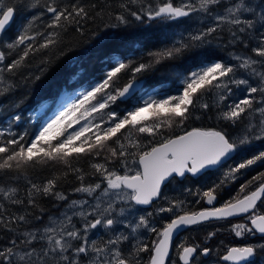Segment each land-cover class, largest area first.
Wrapping results in <instances>:
<instances>
[{
    "label": "snow or ice",
    "instance_id": "1",
    "mask_svg": "<svg viewBox=\"0 0 264 264\" xmlns=\"http://www.w3.org/2000/svg\"><path fill=\"white\" fill-rule=\"evenodd\" d=\"M130 5H137V10ZM119 7L123 11L114 16L117 23L106 27L127 26L130 16L140 22H161L167 29L183 24L185 30H165L163 41L171 40V46L148 50L139 60L108 55L99 74L73 73L62 93L58 90L59 100L40 106L42 113L47 110L51 115L32 134L11 131L13 123L21 122L20 114L9 121L7 133L0 131V197L30 208L38 207L40 197L68 201L60 217H48L43 227L26 230L0 248V264H144L143 253L150 254L147 264H165L174 233L236 216L247 221L233 225L237 237L259 234L264 238V212L257 207L258 202L264 203V182L221 207L198 212L185 210L183 201H168V207L157 210L172 214L162 230L151 224L152 212L139 216L135 223L122 219L133 206L167 199L162 190L176 177L227 168L219 183L202 193L201 198L212 205L218 188L234 181L242 170L264 166V150L257 153L254 148L260 142L264 149V0L259 4L251 0H121ZM104 12L96 3L79 0L68 4L0 0V100L16 92L18 78L24 84L40 81L54 59L70 47L66 42L69 30L83 36L85 22L103 19ZM193 19L202 27L189 30ZM14 20L16 31L9 36L7 30ZM93 36H99L100 46L111 38L99 32ZM229 46L249 49L251 55L231 54L234 63H230L217 53L218 48ZM185 56L181 70L168 65L176 77L175 87L167 93L146 90L147 73ZM31 58L39 60L36 73L31 71ZM118 102L127 105L123 111ZM212 109L222 128L185 127ZM141 137L148 138L147 142ZM237 159L233 166L231 162ZM81 162L89 164L91 171L79 167ZM117 162L118 168L110 167ZM47 169L60 174L39 183L32 179L33 173ZM70 174L80 182L72 192L79 199L69 200L58 188L61 177L67 179ZM88 175L98 179L85 183ZM21 179L28 185L26 199L20 198L18 186H8ZM262 179L264 173L254 177ZM251 183L242 185L240 193ZM5 212L0 203V227L8 232L28 223V214L7 216ZM36 219L44 218L38 215ZM121 224L128 234L117 231ZM99 229L113 235L106 240L90 239ZM141 229L157 234L151 247L137 235ZM215 235L211 232L209 238ZM126 243L127 254L121 247ZM179 248L183 264H197V255L206 257L212 251L198 244ZM258 251H264V244L231 247L222 259L230 264H254Z\"/></svg>",
    "mask_w": 264,
    "mask_h": 264
},
{
    "label": "trees",
    "instance_id": "2",
    "mask_svg": "<svg viewBox=\"0 0 264 264\" xmlns=\"http://www.w3.org/2000/svg\"><path fill=\"white\" fill-rule=\"evenodd\" d=\"M178 1V0H177ZM261 2V0H258ZM62 4H68L73 2V0H59ZM82 4H92L96 3L99 7L104 8V18L96 19L85 22L84 25V35L81 36L79 33L69 30L68 35L66 36V42L70 44V47L65 48V54L54 59L52 65L48 68V71L42 76L40 81L29 82L24 84L17 79V90L11 97H5L3 100H0V104L3 105L0 108V131H5L9 129V121L16 114H20L22 119L19 124L13 123L11 125V131L16 132L18 135L27 130L29 133L32 132L35 125L38 123L39 117H36L40 112V106L45 102L50 105L53 104V99L56 101L59 98L58 90L62 93L63 85L67 82L69 77L73 73H80L82 76L88 77L93 74H99V70L102 68L103 64L106 63L108 55L120 56L124 59L131 57L139 60L148 50L156 51L164 47L165 44L171 46L172 41H163V33L165 30L181 32L185 30V26L182 24L178 29H167L166 24H162L158 21L144 22L136 21L134 18L128 16V13H124L128 16V25H120L116 28H108L106 25L117 23L114 19V16L120 14L123 10L119 7L121 0H79ZM111 5V7H106L105 5ZM132 10H137V5H130ZM111 13V15H109ZM47 19V17H45ZM175 23V22H173ZM16 21L14 20L11 28L8 30V35L13 36L16 31ZM197 27H202L200 23H193L189 30H195ZM99 32L100 35L110 34V39L105 41L102 46L97 44L99 36H93L94 33ZM178 38V37H177ZM248 53L251 55L249 49H244L241 46L233 47H221L217 49L218 55L222 56L226 61L232 63L230 60L231 54L239 53L244 54ZM123 54V55H121ZM32 59V69L33 73L39 71L37 65L39 60L37 58ZM187 56L183 59L177 61H168L156 66L154 71L147 73L144 77V87L148 92L153 91V89H159L161 93H167L170 88L175 87L173 81L176 79L173 69L168 67V65H176V70H181V67ZM70 91L78 89H69ZM23 101L19 103V101ZM18 103V106H12V103ZM211 104L212 101L209 100ZM119 104V102H118ZM127 105L119 104V109H123ZM199 114V113H197ZM37 119V120H36ZM185 127L190 130L191 127H202V128H222L223 125L216 119V110L212 109L209 113L205 114L199 120H190L186 123ZM180 130H177L179 132ZM229 131H231L229 129ZM144 142H147L146 137H141ZM100 162H103L102 160ZM79 167L84 168L85 172H90V165L84 162H81ZM110 167H119L118 162ZM59 170H41L39 172L32 174V179L39 183L47 178H50L52 175H59ZM260 175V174H258ZM200 178V177H199ZM98 177H93L88 175L85 177V183L95 182ZM189 182H193V179H188ZM201 181V180H200ZM197 184V188H194V191H188L183 188V183L175 180L174 186L181 185V188L184 189L180 195H166L167 199L164 200V207H168V201L180 200L184 202L185 210L189 212H198L202 211L204 207V200L206 198H201L202 193L207 191L209 188H205L203 184ZM264 182V179L261 180ZM79 181L75 176L69 175L67 179H63L58 182V188L60 191L69 195V200L71 198L73 189L79 185ZM191 185V183H189ZM8 186H18L20 190V198L26 199V189L28 185L26 182L21 179L18 184L16 182H9ZM203 187V188H200ZM190 192V193H189ZM199 193V194H198ZM221 201V197H219ZM242 196V194L240 195ZM237 197V196H235ZM195 200V201H194ZM228 200V199H226ZM218 201V202H219ZM53 199L52 197H40L37 200L38 207L30 208L26 204L23 206L13 205L8 201H4L0 197V203L5 205L7 216L11 215H27L28 223H21L20 226L16 229L15 232H8L3 227H0V248L9 246V241L13 238H16L20 233L31 230L34 228L40 227L44 220L53 214L61 203ZM226 203V202H224ZM263 205L259 202L257 204L258 209ZM216 207H221L217 205ZM40 208H43L44 211L41 213ZM38 215L43 216V220H37ZM235 220L231 221H213L205 223L203 225H198L183 232V241L182 244L192 245L198 244L201 248L203 245L208 246L210 242L206 239H209V233L215 232L216 235L213 237L215 242L218 241L221 247H218V251L222 248L227 249L233 246H238L234 243L232 239L227 238V236L232 232L234 223L239 222ZM157 237V235H156ZM157 239V238H156ZM197 239V240H196ZM239 239V238H238ZM196 240V242H194ZM212 242V243H215ZM211 243V244H212ZM145 254L142 256L147 261ZM259 257V255L257 256Z\"/></svg>",
    "mask_w": 264,
    "mask_h": 264
},
{
    "label": "flooded vegetation",
    "instance_id": "3",
    "mask_svg": "<svg viewBox=\"0 0 264 264\" xmlns=\"http://www.w3.org/2000/svg\"><path fill=\"white\" fill-rule=\"evenodd\" d=\"M255 145H257V144H255ZM255 145H254V148H255L256 152L258 153L261 148L255 147ZM250 155L251 154H249L248 158H250ZM231 163L234 166L235 163H238V159L236 161L231 162ZM225 171H227V168H222L219 171L208 172L207 175H202V176H200V178L198 177L196 179H193V182L188 181V179H190V178L192 179V177H190L189 175H187L186 178H183V180H181V181H179L175 178L171 183H168L166 185V187L162 190V194H163V196H166L169 194H171V195L173 194V195L178 196L181 194L180 193L181 189H182L181 185L174 186L175 180L183 183V188L185 190H188V191H191V190L194 191V188H197L196 186L200 180H201L200 183L203 184L205 186V188H210V187L214 186L215 184L219 183V181L223 177V174ZM260 173H264V166H261L258 164L256 166H253V167L247 169V170H242V173L238 174L237 178L234 181L229 182L226 185H223L220 188H218L216 193H218L219 197H221V201H219V198L217 196L215 207L217 205L223 206L224 202H227V201L234 199V198H239L241 194L244 195V194H247L248 192L254 190L259 185V183H261V181L254 180V177L258 176V174H260ZM249 181H252V183L249 184L248 188L245 189V193H240V191H239L240 187L244 184H248ZM189 183H191V185H189ZM200 188H203V187H200ZM235 196H237V197H235ZM226 199H228V200H226ZM163 205H164V200L162 202V199H161V200H158L156 203H153V205H151L147 209H143V208H140L138 206H133V207H131V209H134L136 211V214H138V216H142V215L146 216L148 212H152L153 215L151 217H149L151 224L153 226H155L158 230H162L163 226L166 223L170 222V219L172 218L171 213H158L157 210L160 207H164ZM125 207H128V206H125ZM260 211L264 212V203L260 207ZM128 212L131 213L130 211H128ZM240 222L246 223L247 221H246L245 217H243ZM240 222H238V223H240ZM234 224H236V223H234ZM94 231H97V230H94ZM98 232H99V235L100 234L102 235L98 239L106 240L109 236L108 233L107 234L105 233L104 229H99ZM233 232L234 231L232 230V232L227 236V238L232 239V241L234 243H241V244H236L238 246L256 245L257 243L262 242V239H264V238L258 237L257 235L247 237V234H245L242 238L239 237V239H238V237ZM139 234H141V235H138L139 238L141 240H143L145 243H147L150 247L153 244V242L156 240V235H157L156 233H152L150 231L142 229ZM183 239H184L183 238V232L175 238V240L173 241V243L171 245L170 254H169V257H168L165 264H181L180 258H179V254H180L179 246L182 244ZM196 240H194V242H196ZM132 242L135 243V239H133ZM121 247L124 248L125 253L127 254V251L129 249V245L126 243V244L122 245ZM204 247L211 248L212 249L211 253H212L213 251H215L214 248L216 247V244L210 243V245H208V246H205V245L202 246V248H204ZM233 247H236V246H233ZM228 249H229V247H227V249H225V250H224V248H222L220 251H216L218 253V256L220 257L219 260L221 263H222V256L226 254ZM149 255L150 254H145L146 259L148 258ZM258 255H259V252L257 253V256ZM257 256H256V258H257ZM195 259L197 261V264H203V263L209 261L211 259V257L209 256L208 260H205L204 256L197 255L195 257ZM146 262L144 259V264H147Z\"/></svg>",
    "mask_w": 264,
    "mask_h": 264
},
{
    "label": "rangeland",
    "instance_id": "4",
    "mask_svg": "<svg viewBox=\"0 0 264 264\" xmlns=\"http://www.w3.org/2000/svg\"><path fill=\"white\" fill-rule=\"evenodd\" d=\"M178 2V1H177ZM251 2L253 3V4H259L260 2L258 1V0H251ZM190 23V26L191 25H193V23H199V21H198V19H193L192 21H190L189 22ZM232 63H234V61H232ZM236 91V95L237 96H239V91L238 90H235ZM151 92V91H150ZM58 100H59V98H58ZM57 100V101H58ZM51 115V112L50 111H45V112H39L38 113V115L36 116V117H39V121H38V123L35 125V127H34V129L32 130V132L30 133V134H32L36 129H37V127L39 126V124L43 121V120H46L47 118H48V116H50ZM257 145H255V147H258V148H261L260 147V142H257L256 143ZM260 150H264V149H260ZM238 162H239V159H238ZM182 190H184V189H181V191ZM80 198V196H79V194H76V195H73L72 197H71V199H79ZM70 199V200H71ZM90 199V198H89ZM195 201V200H194ZM67 201L65 202V201H63V202H61V204L60 205H58V207L56 208V210H55V212L53 213V214H51L50 216L51 217H60L61 216V214L65 211V208H66V206H67ZM130 212L131 213H129V212H127L126 213V215H125V217L124 218H122V219H124V221H125V223H135L137 220H138V218H139V216L136 214V211L134 210V209H130ZM49 216V217H50ZM48 218V217H47ZM45 219L44 220V222L42 223L43 225L44 224H46L47 222H48V219ZM47 220V221H46ZM75 220H78V217H74V221ZM231 221V220H230ZM241 221V220H240ZM239 221V222H240ZM238 223V222H237ZM241 223V222H240ZM243 223V222H242ZM43 225H41L39 228H41V227H43ZM77 227H79V224H77ZM142 230V229H141ZM117 231L118 232H124L125 234H128V232H129V230L128 229H126L125 227H124V225L123 224H121V225H119L118 226V229H117ZM127 231V232H126ZM234 233V232H233ZM109 235H113L112 233H108ZM137 235H141V234H139V233H137ZM102 235L100 234L99 235V232L98 231H94L92 234H90V239H98L99 237H101ZM250 235H247V237H249ZM243 237V236H242ZM241 237V238H242ZM157 238V237H156ZM239 238V237H238ZM206 240H208L210 243H212V242H215V239L213 238V237H211V238H209V239H206ZM218 241H216L215 243H213V244H216V247L214 248V250L215 251H213L212 253H210V257H211V259L209 260V261H207V262H205V263H203V264H223V263H221L220 262V260H219V256H218V253L216 252V251H218V247L219 246H221L220 245V243H218ZM261 244H264V239H262V242H259V243H257L256 245H261ZM259 252V257H257L256 259H255V261H254V264H264V251H258ZM209 256L205 259V260H208V258H209ZM147 263V262H146Z\"/></svg>",
    "mask_w": 264,
    "mask_h": 264
},
{
    "label": "water",
    "instance_id": "5",
    "mask_svg": "<svg viewBox=\"0 0 264 264\" xmlns=\"http://www.w3.org/2000/svg\"><path fill=\"white\" fill-rule=\"evenodd\" d=\"M12 26V25H11ZM11 26H10V28H11ZM9 28V29H10ZM8 29V30H9ZM7 30V31H8ZM215 169H212V170H209L208 172H210V171H214ZM190 177H192L193 179H196V178H198V177H200V176H202V174L201 175H197V176H192L191 174H188ZM176 179H178V180H182L183 178H179V177H176ZM217 200V199H216ZM157 201H154L153 203H156ZM259 203V202H258ZM215 205H216V201H214V203L212 204V205H209V204H207V202H206V199L204 200V209H211V208H214L215 207ZM151 205H148V206H138V207H140V208H143V209H147V208H149ZM203 209V210H204ZM241 217H243V216H236V217H232V218H229V219H224V220H212V221H209V222H213V221H230V220H235V219H237V218H241ZM209 222H206V223H209ZM205 224V223H204ZM198 226V225H197ZM192 227H195V226H191V227H188V228H184V229H181V230H179L177 233H174V235H173V238H172V242H171V245H172V243H173V241L175 240V238L178 236V235H180L182 232H184L185 230H187V229H189V228H192ZM257 236L258 237H261L259 234H257ZM170 250H171V247H170ZM170 250H169V254H170ZM168 257H169V255H168ZM168 257L166 258V261H167V259H168ZM204 258L206 259L207 258V256L205 257L204 256ZM251 259H253V258H250V260ZM255 259V258H254ZM166 261H165V263H166ZM180 263L181 264H183V262L180 260ZM222 263H224V264H230V262H225L223 259H222Z\"/></svg>",
    "mask_w": 264,
    "mask_h": 264
},
{
    "label": "bare ground",
    "instance_id": "6",
    "mask_svg": "<svg viewBox=\"0 0 264 264\" xmlns=\"http://www.w3.org/2000/svg\"><path fill=\"white\" fill-rule=\"evenodd\" d=\"M260 2V1H259ZM37 120V119H36ZM39 121V120H38ZM263 170V169H262ZM72 197V196H71ZM71 199V198H70ZM66 202V201H65ZM68 202V201H67ZM138 215V214H137ZM243 217H241V218H237V219H235V221H238V220H241ZM48 219V218H47ZM47 221V220H46ZM43 225V224H42ZM41 226V225H40ZM127 232V231H126Z\"/></svg>",
    "mask_w": 264,
    "mask_h": 264
}]
</instances>
